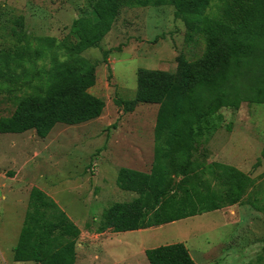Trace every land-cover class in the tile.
I'll use <instances>...</instances> for the list:
<instances>
[{
    "label": "rangeland",
    "instance_id": "1",
    "mask_svg": "<svg viewBox=\"0 0 264 264\" xmlns=\"http://www.w3.org/2000/svg\"><path fill=\"white\" fill-rule=\"evenodd\" d=\"M93 1L0 0V120L36 91L53 62L66 60L62 45L76 41L70 36L74 20H96ZM228 2L213 0L202 27L220 22ZM174 11L168 4L124 8L100 46L82 54L98 63L89 92L106 104L100 118L57 125L46 139L35 131L0 134V264H36L17 263L13 254L34 187L81 230L76 264H148L144 252L174 244H184L197 264H264V104L251 101L248 82L249 97L235 111L223 109L221 128L204 135L193 152L199 172L221 164L249 175L243 200L145 231L97 233L105 210L139 197L120 187V170L142 177L153 171L160 106L135 103L138 71L175 74L180 56L195 62L205 55L206 33L190 34ZM169 175L174 183L182 179Z\"/></svg>",
    "mask_w": 264,
    "mask_h": 264
},
{
    "label": "trees",
    "instance_id": "2",
    "mask_svg": "<svg viewBox=\"0 0 264 264\" xmlns=\"http://www.w3.org/2000/svg\"><path fill=\"white\" fill-rule=\"evenodd\" d=\"M212 2L94 0L91 13L96 20H74L70 36L76 41L62 45L66 60L53 62L36 91L19 100L12 116L0 120V134L35 131L39 138L46 139L57 125L74 127L100 118L106 104L89 92L96 83L98 63L82 54L100 46L124 8L168 4L190 34L196 30L206 33L204 57L189 62L180 56L175 74L138 71L135 103L160 106L155 163L152 174L146 177L120 170V187L139 197L105 210L98 234L108 230L117 234L143 231L233 207L252 185V178L235 167L214 164L199 172L193 160L203 136L221 128L223 109L235 111L245 96L249 97L246 82L254 87L249 90L251 101L264 104V30L259 33L264 0H229L223 19L202 27ZM255 32L259 39L251 37ZM104 61L107 63V54ZM171 172L181 181L174 183ZM80 235L81 230L55 200L34 187L13 251L15 262L76 264ZM191 257L184 244L145 252L149 264H197Z\"/></svg>",
    "mask_w": 264,
    "mask_h": 264
},
{
    "label": "crops",
    "instance_id": "3",
    "mask_svg": "<svg viewBox=\"0 0 264 264\" xmlns=\"http://www.w3.org/2000/svg\"><path fill=\"white\" fill-rule=\"evenodd\" d=\"M3 177H5L4 175H3V173H2V171L0 170V181H2V179H3ZM145 231V230H144ZM130 233V232H129ZM145 253V252H144ZM195 261V260H194ZM196 262V261H195ZM197 263V262H196ZM148 264H149V262H148Z\"/></svg>",
    "mask_w": 264,
    "mask_h": 264
}]
</instances>
